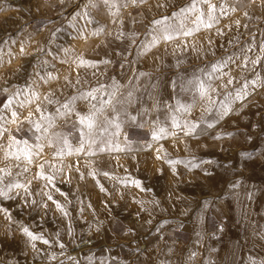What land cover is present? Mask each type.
Here are the masks:
<instances>
[{"label":"clouds","instance_id":"clouds-1","mask_svg":"<svg viewBox=\"0 0 264 264\" xmlns=\"http://www.w3.org/2000/svg\"><path fill=\"white\" fill-rule=\"evenodd\" d=\"M77 3L79 0H0V21L7 17L11 21L23 22L21 13L30 18L40 16L48 19L51 24L49 31L55 29L51 34L56 35L62 29L57 27L58 22L51 20L55 14L75 30L72 37L75 41H85L81 47H62L58 55L45 53L43 46L38 47L36 51L41 56L33 69L36 77L32 85L42 81L48 90L41 92L39 97H30L31 105L35 107L27 102L20 103L18 99L16 104L26 110L27 115L22 114V118L12 116L11 120L3 118V123H0V170L5 172L0 179V200L15 201L19 197L21 203L17 207L25 218L37 212L42 217L52 212L68 222L67 228L58 227L55 232H49L47 228L37 231L35 223H25V219L17 220L0 212L3 216L0 220V251L7 255L9 249L18 250L17 255L25 258L5 259L0 255V264H264V261H256L249 255L257 249L264 251V224H260V219H264V114L255 112L264 108L256 99V96L264 97V92L258 91L264 89V77L257 70V64L247 63L245 66L243 61L236 62L249 47H253L252 44H246L230 56H217L212 39L213 31L221 34V27L235 28L232 43L240 44V36L248 35L240 32L242 24L245 29L254 28L264 36V28L260 27L264 24V0H212L213 4L224 9L222 13L218 9L214 19L208 11L204 14L205 19H201L198 12L185 14L184 8L190 0L170 16L168 7L176 0H112L111 3L86 0L79 11L70 18L66 17L64 13ZM134 10L138 12L135 16L132 15ZM93 12L102 19L106 17L107 22L93 29L94 18L89 19ZM224 15H227L228 23L221 26ZM126 19L131 25L127 31ZM79 20L85 21V25H80ZM209 22L211 28L206 26ZM24 32L28 29L24 28ZM165 32L171 35V40L165 38ZM94 38L98 39L95 46L90 43ZM154 40L159 42L153 44ZM110 44L113 47L110 48ZM150 44L152 46L148 47ZM116 45L121 50L116 51L115 58H112ZM4 46L7 47V43ZM101 46L103 51L98 52ZM28 47L27 39L21 41L22 50L16 55H32L26 51ZM132 49H135L134 56ZM153 49L154 54L148 56ZM261 49L264 52V42ZM85 53L95 54L100 59L98 62L90 61L85 59ZM47 56L67 67L57 69L52 61L46 59ZM129 56L133 58L130 60ZM145 57L149 61L148 70L137 71L135 65ZM228 57H235L231 64L236 67L228 66L226 73H212V65ZM82 60L86 63L82 64ZM9 63L0 59V70ZM117 63L119 68H116ZM41 68L45 70L43 76L39 75ZM49 68L55 71H47ZM79 69H83V73L78 72L70 79L72 72ZM109 72L113 74L109 75ZM86 76H90L91 81ZM201 79L206 81L208 91L205 94L199 87ZM177 80L191 82V85L177 91L172 83ZM252 81L258 83L253 85ZM113 85L119 86V95L113 98L114 104L104 112L103 118L108 117L109 111L117 114L115 109L118 108L122 128L106 141L102 142V138L97 137L95 142L88 144L79 135L77 116L62 117L57 109L72 97L84 96L76 100L73 112L87 114L94 107V102L84 94L90 89H98L99 99L95 103L100 104L104 92H110ZM36 89L39 92V88ZM61 89V96L57 97L56 93ZM68 89H73V94L69 95ZM130 89L135 90L137 102L126 109L125 116L120 98L126 99ZM12 91L3 89L8 96ZM169 91L175 103L168 102ZM150 97H154L156 104L144 117L143 123L130 120L133 109L138 108L137 104L139 108L153 104ZM177 100L188 106L186 112L171 107ZM50 105L55 108L51 112L55 119L43 131H38L34 113L39 114L42 107L46 115ZM249 106L251 110L244 114ZM161 113L164 119H161ZM227 117L235 118L234 123L236 120L240 123L234 130L218 129L217 126ZM4 124L8 127L5 128ZM160 128L165 131L159 133L157 139L154 134ZM136 129L146 130L144 136H136L133 132ZM14 131L21 134L20 141L27 142L33 149V163L9 158L8 146L15 143ZM25 132L30 134L27 138L23 135ZM130 133L136 138H130ZM162 140L170 141L172 150L166 148ZM176 145L181 147H174ZM82 148L87 150L78 151ZM61 153L63 158H60ZM81 156L82 167H74L68 162L69 157L77 159ZM103 163L107 164V170L101 167ZM41 165L55 177V183H77L76 199L73 201L66 197L65 212L56 206L53 209L48 203L47 197H53L59 189L49 190L48 183L36 179L33 166L38 169ZM130 166H134L136 173L146 176L147 191L141 181L129 173ZM68 172L79 173V177L73 176L68 180ZM100 178L106 180L110 187L106 188ZM125 180L127 182H121ZM34 181L42 183L35 198L31 191ZM132 181L138 182L139 187ZM17 182L30 186V191L15 187L9 189ZM79 182L110 195L120 214L115 215L106 206L96 211L87 199H81ZM153 188L157 189L159 196L152 191ZM240 193H244L240 203L245 213L237 217L232 197H238ZM120 202L124 204L122 209ZM73 204L77 205L75 219L70 211ZM133 208L135 211L129 217L128 213ZM75 220L86 221L87 226L78 230ZM24 228L42 239L32 240ZM62 237H66V241ZM43 240L50 243L45 245Z\"/></svg>","mask_w":264,"mask_h":264},{"label":"rangeland","instance_id":"rangeland-1","mask_svg":"<svg viewBox=\"0 0 264 264\" xmlns=\"http://www.w3.org/2000/svg\"><path fill=\"white\" fill-rule=\"evenodd\" d=\"M184 0H179V2H182ZM27 2V0H25ZM86 2V0H79V3L75 4L73 7L68 8L67 12L64 13L66 17H71V15L75 14V12L79 11L81 8V5H83ZM103 7V6H102ZM137 11H133L132 15H137ZM24 20L21 22L20 20L11 21L10 18H5L3 21H0V59H3L5 61H10L11 63L7 64L6 67L0 72H2V79H0V95H2V100H0V116H3L4 119L11 120L12 115L11 111L5 109L4 105L8 103L9 96L7 93L3 92V89L7 88L10 90H16V89H24L27 90L29 88H39V94L41 92H47L48 86H45L42 81H38L37 85H32V80L36 77V72L33 71V69L36 68V64L38 62V57L41 56V53L37 52L36 49L38 47L43 46L44 52L48 53L51 52L53 55L61 54V48L62 47H81L84 44V40H81L79 42L75 41L72 37L74 35V29L69 27L61 17L53 14L51 16V20L54 22H58L57 27H60L62 30L56 35H52V32H55V29H51V32L49 29L51 28V24H49L48 19L42 18L40 16H32L31 18L26 13H21ZM94 18V19H93ZM89 19H93V23L91 24V27L93 29L99 27L101 24L106 23V17L101 18L100 15H98L96 12L91 13ZM225 23H228V20L225 19L224 21H221V26ZM48 25L46 28L45 25ZM79 24L84 26L85 21L79 20ZM243 25V24H242ZM261 28H264V24L260 25ZM24 28L28 29V32H24ZM131 25L128 23V20H125V30H130ZM63 29H67L66 31ZM241 33L247 32L248 35H241L240 36V45H234V49L231 51L229 50L226 52L227 49H229L230 45H232L233 37L229 38L231 42H225L228 40L226 28L221 27V34H225L226 36L223 37V42H219L222 44V52H219L217 56H224V55H232V53H238L240 48L245 47L246 44H252L254 47L253 52H249V56H254V53H257L261 49V43L264 42V36L261 35L260 31L249 28L245 30H240ZM28 33H33V36H29ZM236 35V32L234 36ZM17 36L20 38L17 39ZM214 36V37H213ZM217 37V34L213 31L212 32V39H215ZM87 38V33H85V39ZM143 38V37H142ZM27 39L29 42V47L26 49V51H30L32 55L30 56H17L16 53L21 51V41ZM52 41H55V43H52ZM5 43H7V47H5ZM93 46H95L96 43H98V39H95L91 41ZM127 43V42H125ZM218 43V42H216ZM109 47H113V45H109ZM119 45H116L115 50L112 53V58H115L116 51H120ZM217 50V47L216 49ZM98 52L103 51V46H101L100 49H97ZM155 52V49H153L152 52L148 53V56H152ZM133 56L135 55V49H132ZM133 56H129V59L131 60ZM46 59L49 61H52L57 69L63 70L67 66L64 64H61L59 61H53L52 56H47ZM85 59H88L90 61H96L98 62L100 57L95 54H88L85 53ZM237 64H239L237 62ZM149 66V61L147 57H145L143 60H141L140 63L136 64V70L137 71H147ZM229 67L235 68L236 65L230 64ZM116 68H119V63H117ZM256 68L258 71H260L261 76L264 77V63L257 64ZM19 69V71H17ZM101 71L103 70V66H100ZM47 71L54 72L55 69L49 68ZM89 71H95V69H90ZM238 71V69H237ZM45 70L41 68L39 70V75L43 76ZM83 73V69H79L77 71L72 72L70 79L74 77L77 73ZM112 72H109V75H112ZM86 79L91 81L90 76H86ZM119 79V77H117ZM251 77L249 76V79ZM121 83H124V81H121ZM141 83H144L142 80ZM235 83V81H234ZM54 87V86H53ZM61 89L56 93L57 97L61 96ZM178 91V89H177ZM258 91L264 92V89H259ZM73 89H68V94H73ZM255 95V93H254ZM168 102L169 103H175V100L172 97L171 91L168 93ZM251 98V97H250ZM18 99L23 100L24 97L20 96ZM62 99V97H61ZM257 101H259L260 104L264 105V97L256 96ZM3 101V102H2ZM3 103V104H2ZM31 107H35L36 105H30ZM137 107H139V104H137ZM13 110L17 111L18 115L22 118L23 115H27L26 110L20 109L19 105L14 104ZM54 106H49V113L54 111ZM251 110V106H249V110H246L244 114H248ZM257 113L264 114V108H258L255 110ZM133 114H135L133 112ZM37 116V119H39V114H35ZM152 119H155V116L152 117ZM161 119H164V114L161 113ZM235 118L227 117L225 118V121L222 122L221 125H218L219 128H223L225 130H234L238 124L240 123L238 120L234 123L233 120ZM0 123H3V119L0 120ZM4 127L7 128L8 125L4 124ZM13 135L16 139H21V134L17 132H13ZM24 137L27 138L30 134L25 132ZM5 139L7 138V132L4 134ZM161 143L164 144L166 148H169V150H172L170 141L162 140ZM174 147H181V145H176ZM68 162L71 163L74 167H82L83 164V157L77 159H72L71 157L68 158ZM113 167H115V162L112 164ZM101 167L104 168V170H107V164L103 163L101 164ZM134 166H130L128 171L131 173L132 177L135 179H139L145 188V191H147L149 185L146 182V176L143 173H136L134 170ZM85 173L87 172V169H83ZM33 172H38V169L33 166ZM121 172H123V169H121ZM67 179L71 180L73 176L79 177V173H72L68 172ZM100 182L106 187L109 188L107 181L103 178H100ZM82 194L81 199H87L89 203L92 204L93 208L99 212L100 208L103 206L108 207L113 211L115 215H119V211L117 209V205L112 202V197L110 195H107L105 193L99 192L98 188H91V187H85L83 182H79ZM40 187H42V183H36L35 181L32 184L31 191L33 193V198L36 197V193L39 191ZM76 188L77 183H73L69 185L66 181L64 182H56L55 188H53L51 185L49 186V190L55 191V189H59V192H56L53 196L54 200H58L61 203L64 202L65 196L69 200H75L76 199ZM137 191H139L137 189ZM152 191L157 194V196L160 195V193L157 191L156 188H153ZM60 193H64L65 196H61ZM188 195V193H185ZM143 195V193H142ZM227 195V193L225 194ZM244 193H240L238 197H232V202L234 205L235 213L237 217H242L245 213L244 206L241 205L240 199L243 198ZM20 199L17 197L15 201L12 200H0V207L5 208L8 210V212L15 217L17 220L19 219H25V223H35L36 224V230L37 231H43L45 228L49 230V232H55L58 230V227H64L67 228L68 222L66 220H63L59 217L58 213L53 215L52 212H49L47 216H41L39 212L33 214L32 216H29L25 218V216L22 214L21 209L17 207L19 205ZM52 208L54 209V204H52L51 201L48 202ZM245 204H249V201H245ZM120 208H124L123 202H120ZM70 211L72 212V216L75 219L77 216V205L73 204L70 208ZM135 211V208H133L131 211H129L128 216L130 217L132 215V212ZM86 215V213H85ZM106 215V214H104ZM127 218V217H126ZM0 220H3V216L0 215ZM260 224H264V219H260ZM75 226L78 230L86 227V221L83 220H75ZM259 226V225H258ZM63 240L66 241V237H62ZM40 247H47L44 245H40ZM18 250H12L9 249L7 255L3 251H0V255H4L5 259H12L13 257L17 259H25L22 256L17 255ZM249 255L252 256V258L256 261H264V251H260L257 249L254 252H250Z\"/></svg>","mask_w":264,"mask_h":264},{"label":"snow or ice","instance_id":"snow-or-ice-1","mask_svg":"<svg viewBox=\"0 0 264 264\" xmlns=\"http://www.w3.org/2000/svg\"><path fill=\"white\" fill-rule=\"evenodd\" d=\"M107 3H111L112 0H106ZM199 6V7H198ZM222 13L224 9H220L218 5H215L212 3V0H190V3L184 8L185 14H196L197 12L201 14V19H205V13L206 11L211 12L212 17L215 18V13L217 10ZM157 23H160L159 21ZM208 28L212 27L211 22H209L206 25ZM185 35H191V33H186ZM165 38L168 40H171L172 37L171 35H168L167 32H165ZM158 40H154V43H158ZM251 45V44H250ZM152 45L150 44L148 47H151ZM254 47H249L245 53H243L240 57L239 61H236L238 63H241L242 61L245 63V66L247 63H254V64H262L264 63V52H262V49H260L259 52L256 53L254 56H249V52H253ZM147 51V48L145 49ZM235 57H228L222 60L220 63L212 65V73H220V72H227L228 71V66L231 64V61L234 60ZM82 64L86 63L85 61H81ZM212 73H209L211 75ZM173 86L179 90H184L190 87L191 82H185L183 80H177L175 82H172ZM199 87L201 90L202 94L207 93V85L206 81L203 79L198 81ZM258 81H252V84L255 85L257 84ZM246 87V86H245ZM99 90L98 89H90L88 90L84 95L87 96L88 99H91L94 102V107L92 108L91 112L87 114L83 113H74L73 112V107L77 99H83L84 96L80 97H72L69 102H65L61 105L60 109H57L58 115L64 117L67 115H76L78 119V127H79V135L83 138L85 142L88 144H91L95 142L97 137L102 138V142L106 141L107 138L118 131L121 130L122 128V117L119 115V109H115V112L117 114H113L112 111L108 112V117L106 119L103 118V114L106 110H108L109 107H111L114 104V97H118L119 95V86L118 85H113L112 90L105 91L103 95V102L100 104H96L95 101L99 99ZM35 95L36 97H39V92L38 89L35 87L29 88L27 90L24 89H16L13 90L11 93V96H9L7 106H4L5 109L9 110L11 109V115L20 117L17 113V111L13 110V105L16 104V101L20 96H23L24 99L20 100V103H25L27 102L29 105L32 104V100L30 99L31 96ZM153 99V104L148 105L147 108H136L133 109V112L135 114L131 115L129 117L130 120H135L138 123L142 124L144 121V117H146L151 110V108L156 104L154 97H150ZM238 98H240L239 93H238ZM52 99V98H49ZM123 101V106L125 107V116H127V111L126 109L130 107L133 103L137 102V96L136 92L134 89L129 90V95L127 96L126 99L120 98ZM39 101L37 100V103ZM173 107L175 110H178L179 112H186L188 109V106L183 104L181 101L177 100L176 104ZM225 108L227 105L224 106ZM36 113H34L35 115ZM3 119V116H0V120ZM55 117L52 116L51 113L44 114L43 108L41 107L39 109V119H37L34 124L35 127L38 131H43L45 127L51 125L54 121ZM42 121H46V123H43ZM173 123H176L175 118H173ZM211 126V125H209ZM165 130L163 128L159 129L158 133H155L154 135L156 138H159V133H163ZM15 143L13 145L8 146V155L9 158L15 159V160H23L28 163H33L34 160V151L31 147L28 146L27 142H22L16 138H14ZM87 150L86 148L78 149V151H85ZM71 147L69 146V154H71ZM94 154V153H93ZM60 158H63V153L60 154ZM170 163H176L174 161H170ZM5 175L4 170H0V179H3V176ZM36 179L46 182L49 185H51L53 188H55V177L52 175H49L47 171L43 168L41 165L38 168V172L35 173ZM120 180V178H117ZM121 182H127L121 181ZM134 184H136L137 187H139V183L136 181H132ZM11 187H15L17 189H22L25 192L30 191V186L25 185L23 183L17 182L14 185H10L9 189ZM0 194H2V190H0ZM61 196H65L64 193H60ZM49 201H51L54 206L57 207L58 210L61 212H65L64 209V202L61 203L58 200H54L52 196L47 197ZM66 199V196H65ZM64 199V201H65ZM47 207V205H45ZM0 212H3L7 215H11L7 209H0ZM24 231L26 235H28L32 240H37V239H42V237H38L35 233L30 231L28 228H24ZM50 241L48 240H43V244L47 245L49 244Z\"/></svg>","mask_w":264,"mask_h":264},{"label":"crops","instance_id":"crops-1","mask_svg":"<svg viewBox=\"0 0 264 264\" xmlns=\"http://www.w3.org/2000/svg\"><path fill=\"white\" fill-rule=\"evenodd\" d=\"M187 3V0H184V1H182V2H179V0H176V3L175 4H170L169 5V7H168V12H167V14L170 16L171 15V13L173 12V11H177L179 8H181V7H184L185 6V4ZM225 19H227V15H224V16H222L221 17V21H224ZM228 20V19H227ZM240 30H245V28L243 27V25H241V27H240ZM235 32H236V29L235 28H231V29H228V28H226V33H227V38H228V40H223V37L224 36H226L225 34H220V35H217V37L214 39V42H215V49H216V47H217V50H215V52H217V53H219V52H222V50H221V48H222V44H220L219 42H223V41H225V42H231L230 41V39L229 38H231V37H235L234 36V34H235ZM244 36V35H243ZM214 37V36H213ZM216 42H218V43H216ZM241 42V41H240ZM240 44H238V46H239ZM235 47H234V45L232 44V45H230V47H229V49H227L228 51L229 50H233ZM227 51V52H228ZM0 100H2V95H0ZM3 102V101H2ZM3 104V103H2ZM145 131L146 130H143V129H136V130H133V132L134 133H136V136H139V137H143L144 136V133H145ZM136 136H133L132 135V133H130V138H136Z\"/></svg>","mask_w":264,"mask_h":264}]
</instances>
